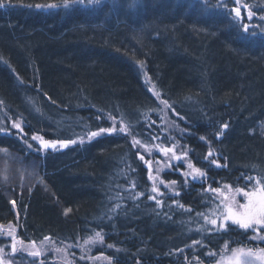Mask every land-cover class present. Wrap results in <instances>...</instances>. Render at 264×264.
I'll return each mask as SVG.
<instances>
[{
  "label": "trees",
  "instance_id": "1",
  "mask_svg": "<svg viewBox=\"0 0 264 264\" xmlns=\"http://www.w3.org/2000/svg\"><path fill=\"white\" fill-rule=\"evenodd\" d=\"M5 2L11 7L0 8V126L11 134H0V144L23 162L12 164L7 184L0 181V237L7 236L11 224L26 245L35 241L79 248L99 230L104 242L87 248L107 264H198L196 258L212 264L226 242V255L244 244L257 246L246 239L251 233L239 229L195 231L203 225L196 213L211 218L221 199L205 193L200 182H191L176 198L193 208L192 213L174 206L158 209L146 195L134 199L124 191L132 182L138 186L135 191L145 194L151 186L147 167L128 141L105 135L79 142L98 125H109L107 119L97 120L98 115L111 113L136 123L139 113L151 112L150 88L155 85L187 115L190 134L181 137L177 130L170 135L190 151L193 163L207 168V185L228 192L224 184L234 191L249 185L248 176L264 177V135L259 130L264 122V33L257 28L252 36L251 27L243 32L228 11L237 6L235 0H225L228 10L216 7L218 0H211L208 10L203 0H102L68 9L35 7L62 5L63 0ZM240 4L256 13L249 22L247 9L241 7L242 23H264L258 19L264 15V0ZM13 121L22 122L25 139L34 146L31 152L17 139ZM163 123L157 119L153 129L143 130L142 139L159 144L150 135ZM223 123L228 129L211 144L222 165L216 168L207 165L209 145L199 137H214ZM32 134L77 143L37 151ZM173 163L187 171L180 162ZM160 176L184 179L176 169ZM236 198L243 202L242 196ZM165 203L170 201L165 198ZM67 209L71 211L65 214ZM192 239L207 248L190 246ZM208 251L217 256L209 258ZM53 255L46 251L30 263L54 264Z\"/></svg>",
  "mask_w": 264,
  "mask_h": 264
},
{
  "label": "snow or ice",
  "instance_id": "2",
  "mask_svg": "<svg viewBox=\"0 0 264 264\" xmlns=\"http://www.w3.org/2000/svg\"><path fill=\"white\" fill-rule=\"evenodd\" d=\"M101 3L102 0H63L62 5H58L56 3L46 5L36 4L35 7L37 9H56L58 7L68 9L73 6L87 8ZM235 3L237 6L232 7L230 10H228V4L225 0H218V3L215 6H222L224 9L229 11V14H234L233 19L240 24L244 33H248L250 27L253 29L251 32L252 36L257 35V32L255 31L257 28H259L261 33H264V23H242L243 17L241 16V7H245L247 9V20L249 22L256 18V13L252 10V6L241 5L240 0H235ZM133 4H135V0H133ZM212 6L211 0H203L204 10H208ZM3 7H11V4L6 3L5 0H0V8ZM258 19L259 21L264 22V15H260ZM150 92L152 97H154L152 100V110L151 112L139 113L136 118V123H133L131 119L126 118L125 116H120V118L117 119V117L111 113L107 117L98 115L96 117L97 120L102 118L107 119L109 121V125H98L96 130L89 131L86 134V137L80 138L79 142L84 143L85 138L91 141L97 137L105 135L120 136L122 139L128 141L130 148L134 150V155L138 157V159L147 167V179L152 183L150 186V192L147 194L143 191H135L138 186L134 182L131 183L130 189L125 188L124 191H130L134 199H139L140 197H144L146 195V198L149 201H153L158 209H164L166 207L171 209L174 206L184 212L192 213L194 211L193 208L186 206L176 198L181 196L182 190L185 186L190 185L191 182H200L205 193H213L221 199L217 208L212 211L211 218H209L208 213L199 211L196 213V215L203 220V225L196 228L195 231L197 233L208 231L228 233L239 229L245 234L251 233V235L246 236L247 240L258 242L255 247L249 244H244L242 247L232 248L230 255H226L229 249V244L226 242L220 251V259L213 260L212 264H264V247L259 246V242H264V177L248 176L246 179L249 181V185L246 187H236L234 191L230 185L224 184L223 187L231 194H226L220 187L207 185V168L204 166H197L193 163L190 159V151L184 144L180 143L177 136L170 135V133L177 130L181 134V137L185 134H190V124L187 115L177 107L176 103L172 101L166 93H163L160 89L156 88L155 85L151 86ZM0 103L3 102L0 101ZM157 119L163 120L164 123L154 129L153 133L150 135V139L160 141L159 144L154 146L155 151L166 158V163L164 168L157 167L155 169L156 175H153V163L156 162L159 164V161H156V157L153 155V146L148 142V140L142 139V137L144 136L143 130L153 129V126L157 124ZM181 123H183V127H181ZM228 127L229 125L227 123H223L220 129L214 134V137H206L203 135L199 137L201 141L209 145L206 156L204 157L208 166H215L216 168L222 167L220 160L216 157V150L211 147V144L213 139L218 140L222 137ZM11 128L16 130V133L18 134L17 139L24 140L27 149L31 152L34 146L32 143H27L25 139L27 137V133L24 131L22 122L13 121ZM162 129L164 130V134L161 137L160 133ZM0 134H3V136L6 137L11 133L3 126H0ZM31 141L38 142L37 151L56 150L58 146L60 148H66L70 144L77 143V140L74 139L49 140L38 134H32ZM141 149L151 158L146 159L145 155L141 153ZM0 152L3 153V167H0V177H2L3 182L7 184L11 165L13 163H22L23 161L14 157L6 147L2 146V144H0ZM173 162H180L187 168V171H183L182 168H178L177 164ZM165 168L176 169L179 171L180 175L184 177L183 181L178 182L175 179L166 181L161 178L160 173L164 171ZM133 171H136V169H133ZM161 186H163L164 189H167V191H162ZM215 196L213 197V202H215ZM237 196H242L243 202L237 200ZM165 198L170 201V204L166 205ZM10 203L13 207L16 206L15 200L10 201ZM118 207L119 205L116 206V208ZM116 208H113L111 211H115ZM70 211L71 209H67L65 214ZM157 214L159 215L160 213L158 212ZM164 215L171 219L168 212H165ZM111 219L112 217L110 216L109 220ZM209 225L210 228L207 227ZM3 227V225H0V229ZM8 228L9 231L7 232V236L11 239V254L14 255L17 252V244H24V241L18 239L15 235V229L11 224L8 225ZM44 239L49 240L51 238L45 237ZM104 239L105 236L103 232L98 230L94 232V235L85 240L84 243L85 245H94L97 243L102 244ZM196 245L207 248V244L202 240L192 239L190 246ZM108 247H113V245H108ZM31 248L33 250L28 252V256L40 257L42 255V251L36 248L35 241L31 242ZM56 251L62 252L63 249L57 248ZM179 251L183 252L184 249H179ZM206 254L209 258L217 256V253L213 251H208ZM81 259H83V257H81ZM185 259H187V257H185ZM196 259L198 260V264H205L203 260H200L199 258ZM0 264H15L13 259L6 258L5 249L2 247H0ZM41 264H43V262H41ZM137 264H139V262H137Z\"/></svg>",
  "mask_w": 264,
  "mask_h": 264
},
{
  "label": "rangeland",
  "instance_id": "3",
  "mask_svg": "<svg viewBox=\"0 0 264 264\" xmlns=\"http://www.w3.org/2000/svg\"><path fill=\"white\" fill-rule=\"evenodd\" d=\"M259 130L260 132L264 135V122H262V124L259 126ZM153 146V155L156 157V161H159V164L157 165L156 162L153 163V175H156L155 169L157 167H161L164 168V164L166 163L165 160L162 161V163L160 164V158H165L163 156H161L158 152L155 151V143H150ZM64 148H60L59 146L57 147L56 150H62ZM0 154L3 155L2 152H0ZM146 159H150L151 157L148 156V154H145ZM156 164V165H155ZM12 166V165H11ZM166 170V168L164 169ZM163 172V171H162ZM161 172V173H162ZM160 173V174H161ZM10 177V173L8 174ZM24 175V174H22ZM29 176V174H28ZM3 182V178L0 180ZM151 182V181H150ZM152 183V182H151ZM226 194H229L228 192H225ZM3 235V232H0ZM8 236H1V242H0V247L5 249V256L6 258H11L15 261V264H32L30 263V261H35V260H41L40 258L42 257V255L46 252V251H50L51 254L53 255V260L52 261L54 264H107V262L105 261L104 257H94L92 254L91 250H88L89 245H85V243L80 244L79 248H72L66 244H60V245H55L52 242L48 243V242H44L41 244L36 245V248L38 250L42 251V255L40 257H30L28 256V252L33 250L31 248V244H17V252L12 255L11 254V239L9 238V240L7 239ZM98 244V243H97ZM96 245V244H94ZM63 249L62 252H57L56 249ZM78 251V252H75ZM231 254V252H230ZM227 254V255H230ZM27 257L29 260H25V257ZM81 257H83V259H81ZM220 259V258H219Z\"/></svg>",
  "mask_w": 264,
  "mask_h": 264
},
{
  "label": "bare ground",
  "instance_id": "4",
  "mask_svg": "<svg viewBox=\"0 0 264 264\" xmlns=\"http://www.w3.org/2000/svg\"><path fill=\"white\" fill-rule=\"evenodd\" d=\"M184 4H185V6L190 7L194 10V7H192L190 4H187V3H184Z\"/></svg>",
  "mask_w": 264,
  "mask_h": 264
}]
</instances>
